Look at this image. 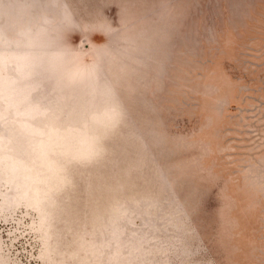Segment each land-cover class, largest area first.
<instances>
[{"label": "rangeland", "instance_id": "1", "mask_svg": "<svg viewBox=\"0 0 264 264\" xmlns=\"http://www.w3.org/2000/svg\"><path fill=\"white\" fill-rule=\"evenodd\" d=\"M0 264H264V0H0Z\"/></svg>", "mask_w": 264, "mask_h": 264}]
</instances>
